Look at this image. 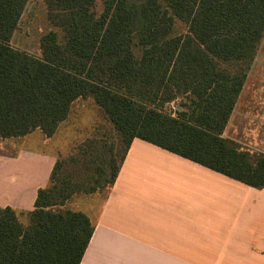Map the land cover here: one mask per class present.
<instances>
[{
  "label": "trees",
  "instance_id": "obj_1",
  "mask_svg": "<svg viewBox=\"0 0 264 264\" xmlns=\"http://www.w3.org/2000/svg\"><path fill=\"white\" fill-rule=\"evenodd\" d=\"M28 1L0 0V140L51 137L76 99L92 98L122 155L115 163L109 147L94 167L87 139L69 159L85 155L108 189L135 138L264 189V154L222 137L264 37V0H102L100 12L96 0H42L53 30L39 57L9 44ZM176 22L185 33L174 34ZM176 101L172 114L166 106ZM66 162L57 159L26 224L0 207V264L80 263L93 224L63 207L100 191L60 176Z\"/></svg>",
  "mask_w": 264,
  "mask_h": 264
},
{
  "label": "crops",
  "instance_id": "obj_2",
  "mask_svg": "<svg viewBox=\"0 0 264 264\" xmlns=\"http://www.w3.org/2000/svg\"><path fill=\"white\" fill-rule=\"evenodd\" d=\"M257 77L248 71L222 137L264 154ZM66 120L35 142L48 144ZM89 128L81 125L78 141L66 149L18 147L23 137L0 140V207L20 216L32 211L57 159L91 139ZM8 140H17L16 147L3 142ZM91 195L100 200L81 211L93 233L79 264H264V189L141 139L132 140L105 195Z\"/></svg>",
  "mask_w": 264,
  "mask_h": 264
},
{
  "label": "rangeland",
  "instance_id": "obj_3",
  "mask_svg": "<svg viewBox=\"0 0 264 264\" xmlns=\"http://www.w3.org/2000/svg\"><path fill=\"white\" fill-rule=\"evenodd\" d=\"M101 9L102 0H96L97 12H100ZM50 30H53V28L46 18L43 1L29 0L19 25L13 33L9 44L16 49L27 52L28 54L35 57H39V40ZM185 31V25L180 22H176L174 34H182L185 33ZM253 63L250 68L252 79H257V76L261 75L258 80L253 82L257 84L254 94L256 101L254 103L264 104V37L259 44ZM92 100V98L76 99L72 104L67 120L61 125L56 135L50 139L48 144L39 145L37 142H35L38 137L42 136L41 132L36 130L32 133L31 137H23L20 139L18 147H27L32 149L44 148L48 150H52L54 148L66 149L71 146L72 142L78 141L79 134L77 133V130H79L81 136V125H85L90 127L88 129L89 131H92L91 139L93 141V158L98 157L94 162V167L101 166L102 160H104L105 156L107 157V152L110 149L109 147L113 148L115 163H118L123 149L118 145V139L115 131L105 118L102 111L97 109L94 103H92ZM177 106L178 101L172 102L166 106V110L172 113L177 109ZM3 142L7 145H13L15 147L18 143L17 140H8ZM93 144L95 147H93ZM240 146L243 149L258 153L257 151H253L246 146ZM73 147H71L69 151L63 155V158H65L67 162L62 169L60 176H70L71 178H74V183L77 182V184H80V186L83 182H87L86 186H98L100 191L99 194L104 196L109 186L108 176L106 174L101 175V173L95 174L93 171H90L88 167V159L85 155H81V159L77 160V162L69 159L71 156L75 157L76 155L77 148ZM102 153L105 155L104 157ZM85 158L86 160H84ZM106 169L108 174L109 170L107 167ZM99 200L100 197L95 195L87 196L86 194H75L67 201L63 208L85 211L86 208H95L99 203ZM19 218L22 223H26V216L19 215Z\"/></svg>",
  "mask_w": 264,
  "mask_h": 264
},
{
  "label": "built area",
  "instance_id": "obj_4",
  "mask_svg": "<svg viewBox=\"0 0 264 264\" xmlns=\"http://www.w3.org/2000/svg\"><path fill=\"white\" fill-rule=\"evenodd\" d=\"M173 112H174V111H173ZM173 112H172V113H173Z\"/></svg>",
  "mask_w": 264,
  "mask_h": 264
}]
</instances>
